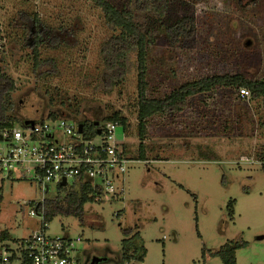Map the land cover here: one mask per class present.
<instances>
[{"label":"rangeland","instance_id":"obj_1","mask_svg":"<svg viewBox=\"0 0 264 264\" xmlns=\"http://www.w3.org/2000/svg\"><path fill=\"white\" fill-rule=\"evenodd\" d=\"M131 1L111 0L119 9ZM168 2L148 52L149 98H164L215 75L264 80V0ZM186 16L195 20V32L170 41L165 29ZM0 28V70L15 82L9 115L52 126L50 113L69 112L61 102L79 110L77 119L68 120L71 125L83 120L100 125L99 117L119 113L127 121L128 155L140 160L129 165L123 183L115 182L123 189L119 198L85 204L83 222L58 215L47 224V235L80 237L84 263L99 257V264H119L123 242L133 247L140 238L146 258L125 264H224L212 253L232 241L244 243L237 264H264L261 101L224 88L191 97L177 115L149 119L141 141L136 56L125 78L103 80L102 48L115 32L93 2L0 0ZM142 142L145 159L140 158ZM243 156L258 162L242 163ZM65 194L51 185L45 198ZM0 195V233L9 232L5 243L16 248L15 241L41 230V219L29 212L43 199L42 191L27 180L0 178Z\"/></svg>","mask_w":264,"mask_h":264},{"label":"built area","instance_id":"obj_2","mask_svg":"<svg viewBox=\"0 0 264 264\" xmlns=\"http://www.w3.org/2000/svg\"><path fill=\"white\" fill-rule=\"evenodd\" d=\"M239 96L249 99L251 94L247 89H240ZM47 118L52 126L25 119L23 126L0 127V143L3 144L0 146V178L33 182L43 195L29 212L31 217L41 219V230L15 242L16 248L1 241L0 264H90L84 263L79 255L80 237L46 234L45 195L51 185H57L58 188L88 190L94 202L114 200L123 193L122 187L115 182L123 183L129 165L140 161L128 155L124 146L125 130L118 122H103L95 126L94 137H86L84 127L80 133L79 121L71 125L66 116ZM26 121L33 124L26 125ZM240 161L245 164L258 162L247 156Z\"/></svg>","mask_w":264,"mask_h":264},{"label":"trees","instance_id":"obj_3","mask_svg":"<svg viewBox=\"0 0 264 264\" xmlns=\"http://www.w3.org/2000/svg\"><path fill=\"white\" fill-rule=\"evenodd\" d=\"M90 1L102 10L108 26L115 32L102 48L103 80L109 79L112 82H119V80L125 78L134 65L131 56H136L135 63L139 75L138 133L141 141H144L147 136L149 119L156 115L175 116L185 110L189 98L210 93L216 89H247L251 94V100L261 101L264 105V80H250L242 74L206 77L186 83L164 98H149L147 95L148 52L150 44L154 42L155 35L159 34L158 26H155V24H161V19L167 15L169 0H134L131 1L129 7L123 9L117 8L111 0ZM193 1L200 2L203 0ZM165 30L172 42L179 38H188L190 33L195 32V20L186 16L167 26ZM1 34L0 28V47L3 39ZM39 57L35 56L37 67L41 65ZM14 90V80L0 70V127L2 128L23 126L24 119L19 120L8 114L15 108V103L12 100ZM54 102V98H51L49 104ZM69 103L61 102V104L66 105L69 112L54 111L49 116L53 119L63 116L77 119L79 110L71 102ZM99 120L102 123L118 122L127 131L126 118L120 116L119 113H114L106 118L99 117ZM80 123L83 124L86 137L96 135L94 122L83 120ZM145 148L144 142H142L139 146L141 159L146 158ZM260 158L264 167V151L261 153ZM60 189L66 193L64 198L46 201L47 222H52L58 215L77 216L83 222L85 219L83 206L87 203H93L94 198L89 196L88 190L84 192L82 189L75 188ZM230 216L231 220L234 221V202L230 204ZM0 240L2 242L10 240L9 232H1ZM131 245L133 244L129 240L123 242V251L118 258L119 264H125V262H131L134 259L143 262L146 258L147 250L140 238L133 247ZM243 246V242L232 241L212 253V255L219 257L224 264H237V252Z\"/></svg>","mask_w":264,"mask_h":264},{"label":"water","instance_id":"obj_4","mask_svg":"<svg viewBox=\"0 0 264 264\" xmlns=\"http://www.w3.org/2000/svg\"><path fill=\"white\" fill-rule=\"evenodd\" d=\"M25 124L26 125H28V124H33V122H25ZM99 125V122H96L95 123V126H98ZM79 130H80V133H82L83 132V124H80L79 125ZM98 133H100L99 131H98ZM65 182H63L62 183V186H65ZM102 261V259H100L99 257H93L92 259H91V261H90V264H99L100 262Z\"/></svg>","mask_w":264,"mask_h":264},{"label":"flooded vegetation","instance_id":"obj_5","mask_svg":"<svg viewBox=\"0 0 264 264\" xmlns=\"http://www.w3.org/2000/svg\"><path fill=\"white\" fill-rule=\"evenodd\" d=\"M92 259V258H91ZM91 259L89 260V261H87V262H90L91 261Z\"/></svg>","mask_w":264,"mask_h":264},{"label":"crops","instance_id":"obj_6","mask_svg":"<svg viewBox=\"0 0 264 264\" xmlns=\"http://www.w3.org/2000/svg\"><path fill=\"white\" fill-rule=\"evenodd\" d=\"M90 263V262H89Z\"/></svg>","mask_w":264,"mask_h":264}]
</instances>
